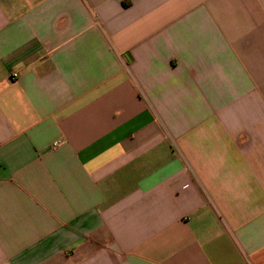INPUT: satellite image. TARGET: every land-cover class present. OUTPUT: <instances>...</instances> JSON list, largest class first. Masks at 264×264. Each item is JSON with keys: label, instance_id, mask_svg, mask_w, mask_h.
Listing matches in <instances>:
<instances>
[{"label": "crops", "instance_id": "obj_1", "mask_svg": "<svg viewBox=\"0 0 264 264\" xmlns=\"http://www.w3.org/2000/svg\"><path fill=\"white\" fill-rule=\"evenodd\" d=\"M0 264H264V0H0Z\"/></svg>", "mask_w": 264, "mask_h": 264}, {"label": "built area", "instance_id": "obj_2", "mask_svg": "<svg viewBox=\"0 0 264 264\" xmlns=\"http://www.w3.org/2000/svg\"><path fill=\"white\" fill-rule=\"evenodd\" d=\"M56 146H58V144H53V147H56Z\"/></svg>", "mask_w": 264, "mask_h": 264}]
</instances>
